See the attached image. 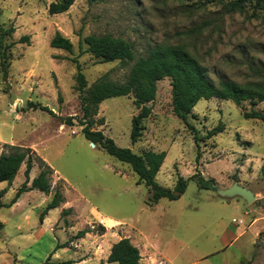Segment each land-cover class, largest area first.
I'll use <instances>...</instances> for the list:
<instances>
[{
  "label": "rangeland",
  "instance_id": "obj_1",
  "mask_svg": "<svg viewBox=\"0 0 264 264\" xmlns=\"http://www.w3.org/2000/svg\"><path fill=\"white\" fill-rule=\"evenodd\" d=\"M59 1L0 0V26L15 28L4 41L7 74L0 59V156L10 153V146L30 148L54 170L50 195L33 190L12 207L0 208V264H111V249L123 238L140 249L141 264H264V122L244 117L246 111L264 113V103L238 107L232 101L202 100L185 124L173 112L171 79L166 78L149 104L152 115L143 136L133 145L132 120L140 112L134 97L104 101L94 131L139 155L167 152L156 178L163 187L174 189L180 177L188 180L179 200L162 199L151 207V190L138 184L132 168L82 133L73 62L81 64L87 89L106 74L125 81L132 65L99 63L80 46L87 36L111 35L132 42L137 58L155 45H180L215 83L245 85L259 81L264 71V13L253 7L228 12L225 5L234 0H76L66 13L51 15L50 5ZM58 32L72 41L73 54L51 47ZM24 37L29 41L22 42ZM70 117H75L73 126L65 121ZM220 123L226 130L198 147L192 127L205 137ZM25 169L14 182L0 184L4 205L24 184ZM40 169L37 161L31 179ZM200 180L214 190L201 188ZM236 183L256 200L248 204L219 195ZM57 192L64 203L42 221ZM84 230L92 232L80 237Z\"/></svg>",
  "mask_w": 264,
  "mask_h": 264
},
{
  "label": "trees",
  "instance_id": "obj_2",
  "mask_svg": "<svg viewBox=\"0 0 264 264\" xmlns=\"http://www.w3.org/2000/svg\"><path fill=\"white\" fill-rule=\"evenodd\" d=\"M75 1L61 0L54 2L50 5L49 12L51 15L66 13ZM90 1L94 4L107 0ZM178 1L196 4L202 0ZM206 2L216 4L224 3L225 0H206ZM225 6L228 12L246 13L249 7H253L255 12L264 13V0H234L226 3ZM14 33L15 28L13 26L8 29L0 26V59L5 74L8 72L10 56L7 47L4 46V41ZM28 41L29 37L22 39V42ZM50 45L54 49L74 53L72 41L59 32L53 37ZM84 45L87 47L85 52L91 54L99 63L119 62L123 67L132 65L125 81L112 80L109 74H106L98 79L90 89H87L88 81L83 73L82 66L78 59H73L77 67L76 90L79 92L83 114L79 119V125L83 127L82 133L92 144L102 147L110 156L132 168L133 172L139 177L138 184H145L151 190L152 196L148 203L151 207L157 205L162 199L179 200L187 190L188 180L180 177L174 189L163 187L157 182L156 178L167 158V152L149 150L139 155L131 149L119 147L114 140L107 137L102 131H94L95 118L98 116L100 105L104 101L118 97H134V104L140 112L132 120L131 140L133 145L137 144L143 136L144 122L152 115V108L149 107V104L156 100L158 83L166 78L171 79L173 112L185 124H189L188 117L202 100L232 101L238 107L246 102H250L253 106L264 103V71L260 74L259 81L249 82L245 85L224 81L215 83L210 79L207 68L192 53L180 45H155L145 57L140 58H137L135 45L132 42L111 35L87 36L81 40V48ZM29 106L53 114V111L47 107H42L40 104L30 103ZM244 117L247 120L264 122V113L256 110L244 112ZM74 118L70 117L65 121L68 125L73 126ZM192 128L198 147L200 142L209 140L226 130L225 124L220 123L205 137H200L198 130ZM10 149V153L0 156V184L14 182L23 165H26L24 172L26 179L18 190L16 197L8 205H4L1 201L5 191H0V208L4 206L12 207L18 202L22 194L33 190H39L45 195H50L51 176L54 174V170L30 148L10 146ZM198 156H200V153ZM37 161L40 162L41 169L39 174L31 179V173ZM194 177L198 178L197 176ZM200 184L201 188L214 190L211 183L205 182L203 184L200 180ZM63 203V195L57 192L41 214V220L43 221L51 210L59 208ZM2 227L3 225L0 223V229ZM105 230V227H99V232L104 233ZM91 232V230H84L80 232L79 236L84 237ZM141 260L140 249L129 238H123L115 243L108 258V262L111 264H141Z\"/></svg>",
  "mask_w": 264,
  "mask_h": 264
},
{
  "label": "water",
  "instance_id": "obj_3",
  "mask_svg": "<svg viewBox=\"0 0 264 264\" xmlns=\"http://www.w3.org/2000/svg\"><path fill=\"white\" fill-rule=\"evenodd\" d=\"M95 146L94 144H92ZM219 195L223 198H234L240 197L244 199L248 204H251L256 200L254 193L244 187H241L238 183L234 184L233 187L226 190H219Z\"/></svg>",
  "mask_w": 264,
  "mask_h": 264
},
{
  "label": "built area",
  "instance_id": "obj_4",
  "mask_svg": "<svg viewBox=\"0 0 264 264\" xmlns=\"http://www.w3.org/2000/svg\"><path fill=\"white\" fill-rule=\"evenodd\" d=\"M239 224H243V221H240Z\"/></svg>",
  "mask_w": 264,
  "mask_h": 264
}]
</instances>
